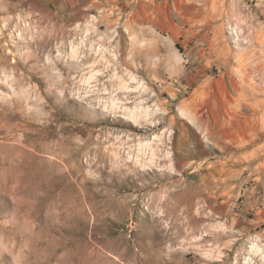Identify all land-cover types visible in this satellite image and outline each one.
I'll use <instances>...</instances> for the list:
<instances>
[{
	"label": "rangeland",
	"instance_id": "obj_1",
	"mask_svg": "<svg viewBox=\"0 0 264 264\" xmlns=\"http://www.w3.org/2000/svg\"><path fill=\"white\" fill-rule=\"evenodd\" d=\"M0 264H264V0H0Z\"/></svg>",
	"mask_w": 264,
	"mask_h": 264
},
{
	"label": "bare ground",
	"instance_id": "obj_2",
	"mask_svg": "<svg viewBox=\"0 0 264 264\" xmlns=\"http://www.w3.org/2000/svg\"><path fill=\"white\" fill-rule=\"evenodd\" d=\"M83 44H84V42L83 43H80V45H83ZM78 50H79L78 46H73V48H72V56L74 58L78 55ZM96 52L99 54V57L101 56V58L99 59V57H97V59L94 61L93 65L91 66V68H93V72H95V73L92 74L90 78H86V80L84 81V84H86V85H91L92 81L97 76H101V70H98L95 67H98L100 63H105V65L109 64L108 59L106 58V53L108 52V50L106 48H103V46L100 45L96 49ZM132 79L135 80L136 78L132 77ZM122 85L123 86L120 87L121 89H125L126 86H127V85H124V84H122ZM126 89H129V88H126ZM115 97L116 96L114 95V98ZM110 98H112V96L109 97V99ZM138 106H140V105H138ZM137 108L138 107H136L134 109L133 108L126 107V104L121 99H115L114 101L112 100V102H109V105L108 106L106 105V109L111 110V111H113L115 113H119V116L122 117L123 119L127 120L128 122L140 123V122H142L143 119L150 118L149 115H144L145 114V111H143L144 113H142V111L141 110L139 111ZM106 109H104V110H106ZM145 110L147 112V109H145ZM135 126H138V125H135ZM150 142H146V143L145 142H143V143L140 142L138 144V153H132V152L128 153V159H129L128 162H134L136 164H140L141 167H144V168H146L148 170H151L150 168L153 165L155 167V164L158 162V160H159L160 157H159V154H158V150L156 148L157 147L156 146L157 144L155 145V144H153L152 141H150ZM158 147H159V145H158ZM121 148H122V146H120V149ZM135 148H137V147H135ZM126 151H127V148H126ZM179 194H181V193H179ZM184 200L189 202L190 209H191L193 207V205H194V201H193L194 198H192L191 195H187V197H185ZM176 209L178 210L179 209V206L176 207Z\"/></svg>",
	"mask_w": 264,
	"mask_h": 264
}]
</instances>
